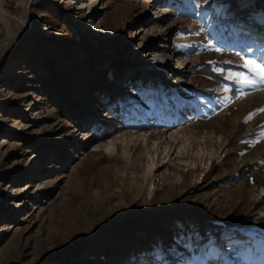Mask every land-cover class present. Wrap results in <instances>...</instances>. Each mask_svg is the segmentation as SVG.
I'll return each mask as SVG.
<instances>
[{
  "label": "rangeland",
  "instance_id": "1",
  "mask_svg": "<svg viewBox=\"0 0 264 264\" xmlns=\"http://www.w3.org/2000/svg\"><path fill=\"white\" fill-rule=\"evenodd\" d=\"M26 2L0 0V264H264V85L224 79L264 59V0Z\"/></svg>",
  "mask_w": 264,
  "mask_h": 264
},
{
  "label": "snow or ice",
  "instance_id": "2",
  "mask_svg": "<svg viewBox=\"0 0 264 264\" xmlns=\"http://www.w3.org/2000/svg\"><path fill=\"white\" fill-rule=\"evenodd\" d=\"M204 2L207 3L208 0H204ZM195 7L200 8L201 5L197 3ZM208 46L211 47V44L209 43ZM216 51H220V48H216ZM249 51H251V49H249ZM238 55L240 54L238 53ZM240 61L241 63L239 65V68L241 69V71L229 70L224 75L225 80L232 81L239 86L237 91L240 94L235 97L236 99L244 98V94L242 92L243 88H254L257 87L258 85H264V59L249 58V57H245L244 55H240ZM226 63H230V62H226ZM257 90H259V88ZM224 91L227 92L229 91V89L224 88ZM258 112H264V108L258 109L254 113H250L245 118L244 122L247 123L250 120H252L253 116ZM261 127L264 128V125H262ZM259 137L261 139H264V131H261L259 133ZM259 142H260L259 139L255 141V143H259ZM216 254H219V250L210 249L209 255H216ZM153 259L155 261H160L163 259V257L160 255L159 251H157L153 254Z\"/></svg>",
  "mask_w": 264,
  "mask_h": 264
},
{
  "label": "bare ground",
  "instance_id": "3",
  "mask_svg": "<svg viewBox=\"0 0 264 264\" xmlns=\"http://www.w3.org/2000/svg\"><path fill=\"white\" fill-rule=\"evenodd\" d=\"M34 1H35V0H27V2L25 3L24 8L27 9L29 6H31V5L33 4ZM0 11H1V10H0ZM24 24H25V26H29L30 23H29V22H26V23L24 22ZM151 168H152V166H151ZM151 168H150V169H151Z\"/></svg>",
  "mask_w": 264,
  "mask_h": 264
}]
</instances>
